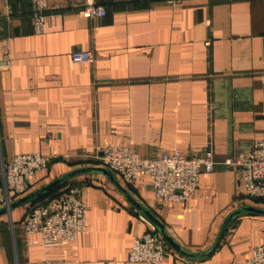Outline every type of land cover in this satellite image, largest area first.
<instances>
[{"label": "crops", "instance_id": "0c3cea01", "mask_svg": "<svg viewBox=\"0 0 264 264\" xmlns=\"http://www.w3.org/2000/svg\"><path fill=\"white\" fill-rule=\"evenodd\" d=\"M96 1L107 14L86 19L85 0H49L51 16L36 33L31 0H0V173L17 154L51 160L12 203L70 172L102 167L109 146L144 159L213 150L219 164L183 204H158L148 175L127 183L112 173L177 244L206 253L232 212L264 209L245 195L241 168L220 164L264 138V0ZM75 50L92 51L94 61L74 63ZM71 181L83 187L86 231L45 247L24 232L37 199L28 200L0 214V264H142L128 256L148 230L146 216L104 174ZM261 244L264 215L245 214L211 256L189 258L168 244L165 264H257L251 252Z\"/></svg>", "mask_w": 264, "mask_h": 264}, {"label": "built area", "instance_id": "2783aa9c", "mask_svg": "<svg viewBox=\"0 0 264 264\" xmlns=\"http://www.w3.org/2000/svg\"><path fill=\"white\" fill-rule=\"evenodd\" d=\"M31 3L33 27L36 33H42L51 16L49 0H31ZM84 8L82 16L86 19L104 17L107 14V9L96 0H85ZM204 24L209 27L211 22L206 20ZM71 58L77 64L91 63L94 61V54L92 51L75 50ZM98 160L102 168L118 175L127 183L148 175L151 178L152 193L160 205L189 202L199 188L201 175L212 173L219 164L213 150H207L200 156L175 150L162 153L156 159H144L125 146L104 148ZM50 164L51 160L41 153L15 155L13 161L4 165L0 173V205L9 207L15 197L26 195L31 189V179L38 172L48 170ZM220 164L240 167L245 195L250 199L264 201V138L255 140L251 150L244 156L238 159L227 157ZM139 218L146 223L148 230L134 238L128 262L165 264L168 243L146 217L140 215ZM23 228L27 235H39L40 242L45 247L77 241L87 229L83 187L72 186L47 203L33 204L23 221ZM251 260L264 264V244L253 248ZM38 264L51 263L45 261Z\"/></svg>", "mask_w": 264, "mask_h": 264}, {"label": "water", "instance_id": "95a60500", "mask_svg": "<svg viewBox=\"0 0 264 264\" xmlns=\"http://www.w3.org/2000/svg\"><path fill=\"white\" fill-rule=\"evenodd\" d=\"M90 173H100V174L106 175L110 179L111 182H113L115 185H117L122 190V192L126 195L127 199L130 201V203L134 207H136L138 211H140L142 214H144L146 216V218L157 228V230L159 231L161 236L166 240V242L169 245H172L178 252H180L181 254H183L184 256H187L189 258H205V257L211 256L221 245V243H222V241L226 235V232L228 231L229 227L231 226V224L234 222V220L236 218L243 216L245 214L264 215V209H259V208L252 207V206H244V207L238 208L227 217V219L225 220L214 245L212 246V248L208 252H206V253L189 252V251H186L185 249H183L179 244H177L174 241V239L172 237H170L168 235V233L166 232V229H165L164 225L162 224V222L157 217H155L153 215V213H151V211H149L148 209L143 207L136 199L133 198V196L128 191L124 190L119 185L114 174H112L110 171H108L107 169H104L102 167L82 168V169H78V170H75L73 172H70L63 177L55 179L54 181H52L48 185L44 186L43 188L39 189L36 192H33L32 194H30L29 196L19 200L18 202L12 203L9 207L3 208L2 210H0V214L5 213L8 208L12 209V208L18 206L19 204L24 203L28 200L39 199V198L43 197L45 194H47L48 192L53 191L57 187L73 180L74 178L81 176V175H84V174H90Z\"/></svg>", "mask_w": 264, "mask_h": 264}, {"label": "trees", "instance_id": "16d2710c", "mask_svg": "<svg viewBox=\"0 0 264 264\" xmlns=\"http://www.w3.org/2000/svg\"><path fill=\"white\" fill-rule=\"evenodd\" d=\"M72 186H75V184H72V181L71 182L69 181V182L57 187L53 191L48 192L43 197L37 199L33 204H37L39 202L40 203H47V202L51 201L52 199L59 197L61 193H63L65 190H68Z\"/></svg>", "mask_w": 264, "mask_h": 264}]
</instances>
